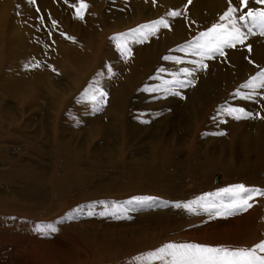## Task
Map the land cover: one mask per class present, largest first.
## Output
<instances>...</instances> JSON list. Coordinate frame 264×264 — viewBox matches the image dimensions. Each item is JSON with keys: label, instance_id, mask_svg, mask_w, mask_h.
Returning <instances> with one entry per match:
<instances>
[{"label": "rangeland", "instance_id": "374dc122", "mask_svg": "<svg viewBox=\"0 0 264 264\" xmlns=\"http://www.w3.org/2000/svg\"><path fill=\"white\" fill-rule=\"evenodd\" d=\"M85 2L88 4V8L84 13V18L80 19L77 17L75 8L72 6L74 4L79 6V0H68L67 3H65V0H35V3H31L30 0H0V134H14L18 138V134L12 126L14 125V121L20 123L23 117H25V121L31 115L32 118L37 117L36 122L34 121L35 123H29L30 127L28 130L32 129L33 131L37 130V125L40 120L47 117L42 111H38L37 109L31 110L29 105L23 107V110L21 105L23 106L25 104L16 102L17 96L14 94L15 92L18 93L20 89L31 90L32 94H25L23 98L28 99V103L37 104L35 105L37 108L43 106L46 110L50 109L49 111L47 110L48 115H54V117L57 116L55 114L56 111H53L52 107L54 103L58 102L53 97L56 95L54 92L64 93L71 99V116L67 120V122H70L69 131L74 133L72 136H80L82 145L90 149L86 153L85 159L89 161L93 158L91 153L92 149L99 150L98 154L100 156H98L100 158L96 156L97 159H94V161L99 164L100 168H97L95 171H88L91 179L96 182L91 187L94 186L96 188V184L104 181L106 184L103 183V185L96 189L110 191L119 182V179L115 176V166L117 160L122 159L120 157L121 152L123 156L127 158L129 156L128 159L137 156L133 154L134 152L141 153L140 157L144 155L148 156L151 152L150 143L157 141L163 144H170L180 149V153L177 155L184 158V160L186 159V162L192 145L194 144L197 145L196 148L199 147L198 150L201 156H204L205 152L208 153L206 150L212 151L224 145L223 143L221 144L223 138L226 141L224 147L228 148L227 141H230V134L229 130L225 127L227 123H232L238 129L239 133H242L247 127L251 118L235 120L219 111L222 105L242 107L239 105L240 103L234 105V100L238 99L239 96L229 88L225 90L224 95L227 98L226 100L219 101L217 97H212L216 107L212 104V110L204 113L202 111V115H204L202 119L198 118L199 114L197 113V108L200 103L194 102L195 99L192 98L189 101L190 92L195 93L196 88H212L218 91L220 88L223 89L225 83L231 80L236 82V88L241 92L249 91L241 87L249 79L242 71L239 72V74L242 73V77L234 76V78H232L231 73L227 72H222L212 77L206 75V73L211 72L210 70H216L219 65L216 62H221L225 66H228L227 54L223 58L217 55L213 59H206L205 63L207 67L197 69L192 77L195 81L194 84L184 88H175V91H178L180 95L166 94L163 91V82L165 80H171L172 74L179 72L182 68L196 67L191 64V61L199 59V57L190 52L186 53L179 50L181 46L186 45L192 38L179 42L177 39H180V32L160 28V32L158 31L154 37L158 39H170L174 37L176 43L174 45H169L168 43L162 45L161 43L159 46L154 44L151 51L155 52L158 58H163L162 60L165 66L170 68L169 72L163 71L156 73L157 64L147 65V68L142 66L138 70V67L136 65L133 66V63L137 64L139 60L136 63L131 48L136 42L129 41V47L132 52L130 56H125L117 47L114 37L119 33H127L130 29L154 19L156 17L154 13L159 11L160 8V6L155 8V5H158L157 2H152V4L144 7L143 10H145L141 14L139 13L141 16L138 14L139 18L137 14H135L136 16L131 15L132 5L135 2L147 5L148 0H104V2L102 0H85ZM232 3L238 5L239 0H232ZM205 5L210 8L211 12L209 14L211 16L209 15L198 21L204 29L218 21L219 16L224 12L223 8L228 5V0H224L223 2H220V0L215 2L208 1ZM102 8H104V13L102 12ZM154 10L155 12H153ZM163 11L164 9H161L160 16H162ZM41 17H43V20H41ZM53 20L56 21L55 26L52 24ZM125 21L126 24L123 23ZM34 29H36L39 35H42L46 43L40 48H33L30 43L35 37ZM254 31L256 30L254 29ZM67 37H73L74 39H68ZM251 37L264 39V35H259L258 33ZM258 43L261 42L258 41ZM136 44L137 53L139 50L146 52L145 49H147V46H150L146 42ZM262 46L264 47L263 44ZM156 49L160 50L161 54H157ZM233 49L226 50L232 52ZM236 49L240 51L239 45ZM234 53L236 52L234 51ZM162 56L180 57L181 62L177 63L172 59L165 60ZM73 58L74 61H72ZM230 59H237V54H233ZM80 60H83V62ZM37 63L39 66L33 67ZM246 65L251 68L248 62ZM109 68H111V72H109ZM180 78L185 79L183 75ZM33 81L39 82L38 92L35 88L29 89L33 85ZM90 85L99 86L105 92L108 91L107 100L99 110H94L91 102L81 98L85 89L89 88ZM17 88H19L18 91ZM118 88H121L122 91L126 90L125 94L127 95V99L131 101L128 104L129 107L125 108L126 112L119 114V119H122L124 123L129 118L134 121V124L130 127L125 126L127 129L124 127L122 132L121 130L114 131L107 126V121H110L114 113L110 109L109 103L115 97H118ZM150 88H158V90L150 91ZM5 93L6 98L2 97L3 95L5 96ZM8 94L11 96L10 98H8ZM35 94H37L36 97L34 96ZM44 94H47V97ZM113 95L115 96L112 99L111 97ZM262 98L264 99L263 96ZM258 103H260L259 100ZM256 108L255 106L254 111ZM186 112L188 113V117L185 118L184 114ZM62 114L61 118L64 121L65 114ZM253 115H257L256 111ZM115 116L117 118L116 113H114ZM81 117L85 119L82 120L80 119ZM37 119L39 122H37ZM187 121L191 126H189V131L185 130L186 125L184 124ZM59 124L63 125V122L59 121ZM72 125L74 128H72ZM203 125L208 126L207 131L202 129ZM220 126L226 129H217ZM97 128L100 129L96 130ZM25 131L27 132V130ZM128 132L131 133V138L127 136ZM217 132H223L225 134L215 135L214 133ZM19 138L20 143L18 145L8 143V141L7 144L4 141L0 142V155H3L0 156V264H136L133 259L134 257L148 250H153L163 243L169 241L195 242L193 233H206L205 231L208 225L199 224L198 221H195V219L203 220L204 218L199 215L204 213L202 211H199V214L188 212V218L183 213L187 211L186 209L183 208L184 211L183 209L182 211H178L173 206L176 201L179 202L177 198L173 200L169 199L167 201L169 202L167 204L168 206L162 203L161 206L154 205L153 207L145 208L128 205L127 207L130 209L135 208V210L128 212L129 218L116 219L110 216L101 217L95 215L89 217L86 215H77L74 219H68L67 217L73 213L74 209L83 208L84 211H87L85 206L94 205L95 210L99 212L103 210V205L98 204V201H104L109 206L113 203V198L111 197L102 200L98 196L94 199L76 201L74 198H79V194H77L78 192L75 189L72 190L71 194L73 196L68 201L70 203L68 216L58 221V225L63 226L66 231L61 228V230L57 229L54 233L43 235L37 232L36 228L32 226L29 228V221L24 218L18 219L17 217H9V215L5 214L9 201L19 199L20 197L23 198L24 196L28 200L25 189V184L28 181L24 180L22 184L21 182L15 181V179L5 182L2 175L11 171H19L22 165H24L23 163L27 162L29 158H32L33 161L38 159L35 155L31 156V153H28V151H23L25 155L21 159H18L21 156L17 155L19 154V147L25 148V150L29 149V145L21 140H24V138L22 136H19ZM183 139L185 141L187 140L186 142L189 144L183 146L186 143ZM96 145L97 148L94 147ZM237 145L240 147V144ZM110 148L118 157L108 158L106 156V150ZM204 148L207 149L204 150ZM14 152L16 154H13ZM23 159L26 160L24 161ZM35 162H38V160ZM180 166H170V169H172L170 173L172 175L169 179L172 184L177 183L179 187H185L187 189H196L197 187L208 184L209 181L207 180L208 182H206L202 178L201 181H196L192 177L184 178L183 172L185 170L183 166ZM180 174L182 177H180ZM176 175H179V177ZM47 176H49L48 173ZM175 179L176 181H174ZM161 188L156 190L162 194L165 191V194H169L166 187L164 189ZM219 189L222 188L217 187L216 191ZM163 197V199H167L166 196ZM260 199L264 200V196L255 197L251 201L253 206L249 209H252ZM158 202H164V200L162 201L160 199ZM157 212L158 217L145 219V216L156 214ZM245 212L228 217H215L213 224L209 226L212 231L227 228L232 229V232L223 235L217 233V236L212 234L209 236L213 238H199V240L196 239V242L231 247H238V245L250 247L261 239H264V207L246 217H244ZM206 214V217L209 218V214L207 212ZM183 220L187 222H183ZM19 223H21V227ZM30 223L34 224L32 222ZM182 223L186 225H182ZM44 224L42 222L40 223V225ZM192 224H194V229L191 228ZM25 225L28 226L25 227ZM203 226H206V228H203ZM142 230L148 231L140 234ZM15 243H21L25 246L27 243V246L19 248Z\"/></svg>", "mask_w": 264, "mask_h": 264}, {"label": "bare ground", "instance_id": "6f19581e", "mask_svg": "<svg viewBox=\"0 0 264 264\" xmlns=\"http://www.w3.org/2000/svg\"><path fill=\"white\" fill-rule=\"evenodd\" d=\"M208 1L215 2L217 0H192L191 4H187V0H148L147 5L144 3H138L139 2L138 1V2H135L133 5L131 4L132 5L131 15L136 16L135 14H137V17H138V14L139 13L141 14V12L145 10V9L143 10L144 7H147L148 5L152 4V2H157L158 5H155V8H157L158 6H160V8H159V11L155 12L156 9L153 11L155 12L154 16L156 17L152 20L159 19L162 16L166 17L170 24V27L167 28L166 30H174V31L180 32L179 33L180 39H177V41L183 42L187 39L193 38L194 36L198 35L200 31L206 30L200 25L198 21L210 15L209 13L211 12V10L207 5H205V3ZM223 1L224 0H220V2H223ZM102 2H104V0H102ZM186 4H187V8L185 9ZM249 6L250 7H264V5H257L255 3V0H251ZM227 7L228 5L223 8V11H226ZM104 8H102V12ZM161 9H164L162 16H160ZM173 10H180L182 14L178 17H168L166 14L169 11H173ZM140 14L139 16H141ZM123 23L126 24V21ZM210 26L211 24L209 25V27ZM34 32H35V37L34 39L30 41V43L32 44L31 46L33 48L34 47L40 48L43 46V44H46V43L42 35H39L37 33L36 29H34ZM154 36H150L145 41L147 45H150V46H147V49H145L146 52L139 50L137 53V49L135 47L137 45L136 43L131 46L136 63L139 60L137 64L133 62L131 63H133V66L136 65L138 67V70L141 69L142 66L146 67L147 65L150 66L152 64H157V67L155 66L156 73L161 72L160 71L161 68H163L164 71L169 72L170 68H168V66H165V63L162 60L163 58L162 59L158 58L156 53L151 51V48L153 47L154 44L159 46L161 43L162 45H164V43H168L169 45L170 44L174 45L176 43V40L174 39V37L170 39L169 38H163V39L159 38L158 39L157 37H154ZM175 37L177 38V36ZM258 41L261 43H258ZM262 42H264L263 38H256V37L250 36L244 45H239L240 51H238L236 48H234L232 52L225 50L227 54V62H228L227 65L228 66H225L221 62H216V64H219L216 70L212 69L210 70L211 72L206 73V75L209 77H212V76L221 74L222 72H227V73H231L232 78H234V76L242 77V73L239 74V72L242 71L243 73H245L247 78H250V76L254 75L255 72L259 70L257 66L264 67V61H263L264 47L262 46V44L264 45V43ZM248 44H250L252 47L251 52H249L247 49ZM234 51L236 53H234ZM156 52L157 54H161L160 50L156 49ZM233 54H237V59L235 60L230 59ZM250 60L253 61L254 63H250L249 62ZM72 61H74V58ZM80 61L83 62V60H80ZM247 62L251 65V68L247 67L246 65ZM33 88H35L36 91L38 92L39 90L38 81H33V85L29 87V89H33ZM226 88H229L231 91L236 93L237 91L236 82L234 80L226 82L224 88L223 89L220 88L218 91H215L212 88L211 89H201L200 87H198L195 89V93L190 92L189 101L192 98V99H195L194 102L200 103L199 107L197 108V113L199 114L198 118L200 119L203 118L204 115H202V111L204 113L206 111L212 110L211 108L212 104H214V106L216 107L215 102L212 100L213 96H215V98L217 97L219 101L227 99L225 98V95H224ZM18 90L19 88H17V91ZM125 92L126 90L122 91L120 88L117 94L118 97L117 98L115 97L114 100H112L113 97L115 96L113 95L111 97L112 102L109 103L108 101L109 106L111 107L110 109H112L114 113H116L117 115V118H116V116L114 117V113H113V117L110 119V121H107L108 122L107 126L110 127V129H113L114 131L121 130L122 132V129L125 126L130 127L132 124H134V121H132L131 118L127 119L125 123L122 121V119H119V114L125 113L126 112L125 108H128L129 107L128 104L129 102H131L130 100L128 101L127 95L125 94ZM243 92H246V91H243ZM262 92H264V90H262ZM18 93L17 92L14 93L17 96L16 102L19 104H22V103L25 104L23 106L21 105V108L23 110H24L23 107H25L26 105H29L31 110L37 109L38 111H42L45 114V116H47L40 120V122L43 120L41 123L37 119V122H39L37 125V130H33V131L32 129L28 130L30 127L29 123H33L34 121L36 122L37 117L32 118V115H31L29 116L27 121L24 120L25 117H23L22 119L20 117L22 121L20 123L14 121L13 123L14 125L12 126L13 128H15V131L18 134V138L15 137L14 134H9V135L4 134V133L0 134V142L4 141L6 142V144L8 141V143L10 142L12 144L18 145L20 143L19 136L20 137L22 136V138H24V140L23 139L21 140L29 145L28 147L29 149L25 150V148L19 147L18 148L19 154L17 155L18 156L21 155V156H19L18 159H21L23 155H25V152L23 153V151H28V153L29 152L31 153V156L35 155V157L38 158L36 159L38 160V162H35L36 160L33 161L32 158H29L27 162L23 163L24 165H22L21 169H19V167L17 166L19 171L10 170L11 172L2 175L3 180L5 182L12 181V179H15V181L21 182L22 184V181L24 180L28 181L26 184L24 183L28 200L25 199L24 198L25 196H24L23 198L18 197L19 199H14L12 201H9L7 205L8 207H6V213H5L6 215H9V217L14 216V217H17L18 219L24 218L25 220L29 221L28 223L30 226L25 225V227L28 226L29 228H31L32 226L36 228L42 222L45 224H48V223L55 224L58 230L59 229L61 230V228L65 230L63 226L58 225L59 223L58 221L68 216V211L70 210V203L68 201H69V198L73 196L71 194L73 189H75L78 192L77 194H79V198H74L76 201L77 200L82 201L85 199L86 200L94 199L98 196L100 197L99 199H102V200L104 198L108 199L111 197L113 198L112 199L113 202H117V203H122V201L126 202L132 199L133 197H145V196L155 197V198H158V200L162 199V201L163 200L169 201V199L173 200L174 198H177L179 202H186L188 200H193L196 197L202 196L205 193H215L217 192L216 191L217 187L226 188L229 185L237 184V183H243L249 187H257V188L264 189V118H261V117H264V99L262 98V96L264 97V94L258 95L256 96L255 99H251V100H244V99H241L240 97L234 100V105L236 103H240L239 105L242 107H245L247 111H250L254 114L256 111L257 115H253V117L250 119V122H248L249 124L242 131V133H239L238 129H236L232 123H227L225 125V127L229 130V134H230V137L228 136L230 138L229 139L230 141L229 142L227 141L228 148L224 147L226 145V141L223 138L221 140V144L223 143L224 145H221L218 149H215V150L213 149L211 151V150H206L207 148H204V150L208 152V153L206 152L204 153V156H206L204 158V156H201L199 154V150H198L199 147L196 148L197 145L194 144L192 145V148L189 153V157L187 161L185 162L186 159L184 160V158H181L180 156H178L180 153V149H177L176 147L170 144H163L157 141H153L150 143L151 155L149 153L148 156L144 155L143 157H140L141 153L134 152L133 154H136L137 156L132 155L133 157L128 159L129 156L128 158L125 157L122 155V152H121L120 157H122V159H118L116 162V166H115L116 168L115 176L117 179H119V182H117L116 186L110 191H106V190L100 191V189H96V188L103 185V183L104 184L106 183L104 181H100V183L95 185L96 188L94 186L91 187V185L92 184L94 185V183L96 182L91 179L90 173L88 172L90 170L95 171L97 168L98 169L100 168L99 164L96 161H94V159H97L96 156L99 155L98 154L99 150L92 149L91 153L93 155V158H91L88 161L87 159H85V157H86V153H88L90 149L88 147L87 149L85 148V146L82 145L80 136L78 135L72 136L74 135V133L69 131L70 122H67V120L70 119V116H71V109H70L71 99L62 92H59V93L54 92L56 95H54L53 97L55 98V100L58 101L57 103H54V105L51 104L53 105L52 107L53 111H56L55 114L57 117H54V115H51V116L50 114L48 115V111L50 109L49 110L47 109L48 110L47 111L46 108L44 109L43 106L37 108L35 107V105L37 104H32L31 102L28 103V99L23 98V95L25 94L31 95L32 94L31 90L20 89ZM36 95L37 94H35L34 96L36 97ZM7 96L8 98L11 97L9 94ZM2 97L6 98V93H5V96L3 95ZM258 100L260 101V103H258ZM126 102H127V105H126ZM255 106L257 108L254 111ZM62 113L65 114L64 121L61 118V116L63 115ZM50 117L52 118L50 119ZM184 117L185 118L188 117L187 112L184 114ZM80 119L84 120L85 118L81 117ZM59 121H62L63 125L59 124ZM97 121H98V117H97ZM188 121L184 124L186 125V128H185L186 131L187 130L189 131V128L191 127ZM225 127L220 126V127H217V129L220 130L221 128L222 130H224L226 129ZM72 128H74L73 125H72ZM99 129L100 128H97L96 130H99ZM202 129L207 131L208 126L203 125ZM25 130H27V132ZM190 131L192 130L190 129ZM127 136L131 138V133L128 132ZM186 143H184L183 146H186L189 144V143L187 144ZM237 144H240V147H238ZM94 147L97 148V145ZM13 154H16V152H14ZM0 156H3V155H0ZM106 156L108 158H113L115 156L118 157V155H116V153H114L111 148L106 150ZM173 165H179V166L181 165L184 167V170H185V172H183L184 178L192 177L196 181H201V178H202V179H205L206 182L209 181L208 184L201 186V187H197L196 189H187L185 187H179L177 183H175L176 185L172 184L169 178L172 175L170 173V171L172 170L170 169V166H173ZM47 173L49 176H47ZM176 176L179 177V175H176ZM176 176H172V177H176ZM180 177H182L181 174H180ZM174 181H176V179ZM164 187H166L167 192H169V194L168 193L165 194L166 191L164 194H162L161 192H158L156 190L158 188L164 189ZM162 195L166 196L167 199H163L164 197ZM263 207H264V200L260 199L258 200L256 205H254L252 209H249L248 211L245 212L244 217H246L247 215L249 216L252 213L254 214L255 211H258L260 208L262 209ZM182 209L183 208H177L178 211H182ZM183 213L186 216L189 214L188 211H184ZM203 213L204 214L202 215L200 214L199 216L204 219L203 220L195 219V221H198L199 224H207L208 228H206V226H203V228L207 229L205 231L206 233H201V234H197L196 232L193 233L194 234L193 238H195V242L197 241L196 239L199 240V238L203 239V238L212 237V236H209L212 234L216 235L217 233H219L223 235L227 233L230 234L232 232V229H227V228L226 229L223 228L224 230L218 229V231H215V230L212 231L209 228V226L210 224H213L214 218H207L206 212H203ZM157 214L158 212L156 214H149L145 216V219L156 218L158 217ZM30 222L34 224H31ZM183 222H187V221L183 220ZM19 224L21 227L22 226L21 223ZM182 225H186V224L182 223ZM193 225L194 224L191 225L192 229H194ZM216 230H217V227H216ZM144 231L147 232L148 230H142L140 234H142ZM15 244L19 248H24L27 246V243H26V246L21 243H18V244L15 243ZM33 247L35 248V246ZM58 262H61V261H58ZM33 264H38V263H33Z\"/></svg>", "mask_w": 264, "mask_h": 264}, {"label": "snow or ice", "instance_id": "6c2138e0", "mask_svg": "<svg viewBox=\"0 0 264 264\" xmlns=\"http://www.w3.org/2000/svg\"><path fill=\"white\" fill-rule=\"evenodd\" d=\"M30 2L35 3V0H30ZM67 2L68 0H65V3ZM191 2L192 0H187V4H191ZM250 2L251 0H239V4L234 5L232 0H228V7L219 16L217 22L212 23L206 30L200 31L186 45L179 48L181 52H190L199 57V59L191 61V64L196 67L182 68L179 72L172 74L171 80H165L163 82V91L166 94L180 95L178 91H175V88H184L194 84L195 81L192 77L197 69L207 67L205 63L206 59H213L217 55L223 57L226 55V49H233L238 45H244L250 36L256 35L257 33L264 35V7H250ZM255 3L257 5H264V0H255ZM187 4L185 5V9L187 8ZM72 6L75 8L77 17L83 19L84 13L88 8L85 0H79V6L75 4ZM181 14L180 10H173L169 11L166 15L168 17H178ZM41 20H43V17H41ZM52 24L55 26L56 21L53 20ZM169 27L168 19L162 16L159 19L130 29L127 33H119L114 39L120 51L125 56H130L131 48L129 47V41L143 43L150 36L156 35L160 28ZM62 35L64 34L62 33ZM67 38L74 39L73 37ZM247 49L249 52L252 51L250 44L247 45ZM164 59H172L177 63L181 62L180 57L165 56ZM249 62L254 63L251 60ZM38 66V63L33 65V67ZM257 67L259 70L250 76L241 86L243 89H248L249 91L241 92L237 89L236 95L241 99L251 100L255 99L258 95L264 94L262 92L264 90V67ZM160 71L163 72L164 69L161 68ZM109 72H111V68H109ZM181 75L185 79H181ZM149 90L157 91L158 88H150ZM107 95V92L103 88L90 85L89 88L85 89L81 98L91 102L94 110H99L106 102ZM219 111L235 120L253 117V113L243 107L222 105ZM214 134L224 135L225 133L217 132ZM258 196H264V189L237 183L219 189L215 193H205L193 200L175 202L173 206L176 208H184L193 214H199V211L207 212L209 218L228 217L247 211L253 206L251 201ZM97 203L103 205V210L97 212L94 205H87L85 206L87 211H84L83 208L74 209L73 213L67 218L74 219L77 215H86L89 217L95 215L101 217L110 216L116 219L129 218L128 212L135 210V208L130 209L126 205L143 208L153 207L154 205L161 206V203L167 205L169 202H158V198L145 196L133 197L123 203L113 202L111 206L104 201H98ZM36 231L43 235H48L56 232L57 227L55 224L48 223L38 225ZM133 259L136 264H264V239H261L250 247L212 245L194 241H169L153 250H148L137 255Z\"/></svg>", "mask_w": 264, "mask_h": 264}]
</instances>
